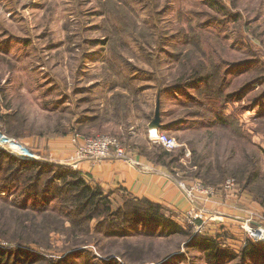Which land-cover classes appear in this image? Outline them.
<instances>
[{
	"label": "rangeland",
	"instance_id": "rangeland-1",
	"mask_svg": "<svg viewBox=\"0 0 264 264\" xmlns=\"http://www.w3.org/2000/svg\"><path fill=\"white\" fill-rule=\"evenodd\" d=\"M187 64L211 80L181 87ZM159 95V132L178 144L173 176L212 188L241 218L205 213L199 232L164 210L180 229L134 222L110 233L95 219L92 239L53 233L48 247H21L15 223L71 210L51 190H25L0 155V249L26 250V264H264V242L245 230H264L254 195L264 192V0H0V132L40 156L24 161L66 166L75 134L162 147L149 129ZM108 191L113 211L130 199Z\"/></svg>",
	"mask_w": 264,
	"mask_h": 264
},
{
	"label": "trees",
	"instance_id": "trees-1",
	"mask_svg": "<svg viewBox=\"0 0 264 264\" xmlns=\"http://www.w3.org/2000/svg\"><path fill=\"white\" fill-rule=\"evenodd\" d=\"M200 70L203 69L200 67L196 68L192 64H187L184 69V77L178 84L182 87V84L190 85L201 79L202 81L203 79L206 81L211 80L200 74ZM117 98L119 101L117 107L121 106L122 109L123 105L124 111L128 112L129 108L125 104V100L127 101V99L122 96H118ZM104 128L103 126H98L97 131L105 133L103 131ZM138 149L139 155L146 158L153 165L166 169L169 174L173 175L172 165L176 162L175 156L166 152L159 145H154L152 148L140 146ZM0 155L17 165L11 166L10 164H5L9 168L10 174L20 179L25 190L34 192L38 189L42 191L51 190V193L55 194L59 199L63 197L65 205L71 210L66 215V220L62 217L60 219L59 214L48 212L47 210L38 213L42 216L40 223L37 222L36 218L23 224L15 223L17 229L23 227L21 236H16L15 238L22 245L21 247L26 245L27 242H35L40 246L48 247L49 237L53 233H69L70 237L72 235L82 237L83 235L92 239L90 225L95 219L98 231L106 233L121 231L126 224L134 222L158 225L162 228H168L170 231L180 229V226L174 220L166 218L162 213L164 210H167L171 215H175L174 212L147 199H138L130 195V199L123 207L113 211L108 199L109 195L106 194L112 193L104 189L100 184L92 181L89 176L84 175L81 171L68 166H50L35 161L20 160L8 155L4 151H0ZM25 166H29V170H25ZM199 177L201 176L199 175ZM205 180L211 183L209 179ZM254 195L264 209V192L258 196ZM66 223H69V227H65ZM98 231L95 233H98ZM256 246L251 242L242 251L241 258L243 262H245V254L251 253V250L254 251ZM209 249L218 250L214 247H210ZM27 253L26 250L20 247L17 250L0 249V264H26L29 260H23L22 262V259L27 258L25 257Z\"/></svg>",
	"mask_w": 264,
	"mask_h": 264
},
{
	"label": "crops",
	"instance_id": "crops-1",
	"mask_svg": "<svg viewBox=\"0 0 264 264\" xmlns=\"http://www.w3.org/2000/svg\"><path fill=\"white\" fill-rule=\"evenodd\" d=\"M70 150L73 151L72 146L69 147ZM124 150L125 158L111 157L96 163L82 162L76 170L89 176L106 190L120 189L134 198L150 200L168 208L179 217H184L189 210L199 211L205 208L207 216H217V213L229 210L227 213L231 216L241 218V214L228 209L221 195L213 196L205 204L206 198L202 201L204 197L197 194V202L192 204L180 187V179L139 155L138 148L125 147ZM223 203H226L225 207Z\"/></svg>",
	"mask_w": 264,
	"mask_h": 264
},
{
	"label": "built area",
	"instance_id": "built-area-1",
	"mask_svg": "<svg viewBox=\"0 0 264 264\" xmlns=\"http://www.w3.org/2000/svg\"><path fill=\"white\" fill-rule=\"evenodd\" d=\"M150 140L154 143L162 145L166 152L171 153L177 147V141L174 138H171L159 131H150ZM70 145L73 147V151L69 154L65 162H61L64 165L69 166L73 169H77L82 162H101L105 159L116 157V158H125V150L121 142L117 138L100 136L93 138H84L79 134H75L70 139ZM0 148L10 152L15 155L20 160H33L39 159L40 156L37 155V152H34L23 142L8 137L0 132ZM180 187L183 190L187 198L196 204V195L198 194L202 198V201H206L213 196L214 190L212 188H207L200 183H195L193 185H187L184 182H180ZM204 201V203L206 202ZM205 213L202 210L195 211L189 210L184 214V218L189 220L193 224L197 231L202 232L200 226H203L202 219L204 218ZM201 221V225H198ZM262 229V228H261ZM246 234L248 235L249 240H252L253 243L264 242V230H254L250 227H246ZM246 243L244 244V246Z\"/></svg>",
	"mask_w": 264,
	"mask_h": 264
},
{
	"label": "water",
	"instance_id": "water-1",
	"mask_svg": "<svg viewBox=\"0 0 264 264\" xmlns=\"http://www.w3.org/2000/svg\"><path fill=\"white\" fill-rule=\"evenodd\" d=\"M162 127L163 124H162V116H161V99L159 95L156 104L155 116L153 121L149 125V129L152 131H159L162 129Z\"/></svg>",
	"mask_w": 264,
	"mask_h": 264
}]
</instances>
